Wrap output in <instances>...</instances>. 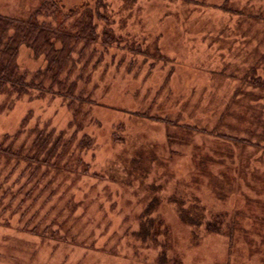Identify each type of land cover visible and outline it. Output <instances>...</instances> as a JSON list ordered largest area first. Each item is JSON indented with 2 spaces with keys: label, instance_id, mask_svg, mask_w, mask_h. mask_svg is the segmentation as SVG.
Instances as JSON below:
<instances>
[{
  "label": "rangeland",
  "instance_id": "374dc122",
  "mask_svg": "<svg viewBox=\"0 0 264 264\" xmlns=\"http://www.w3.org/2000/svg\"><path fill=\"white\" fill-rule=\"evenodd\" d=\"M60 1L72 6L89 5L91 0ZM107 1L112 38L119 39L114 42L117 48L104 54L94 47L91 52L92 47L87 49L82 42L69 41L61 55L71 56L58 75L64 82L61 85L52 82L45 55L21 44L16 61L28 90L22 94L0 90V264H264V253L253 251L249 243L248 237L253 234L243 230L205 232L200 227L191 232L167 203L152 212L167 226V235L162 238L154 228L159 222L152 221L147 212L154 202L153 195L130 179L125 164L132 156V147L123 146L114 138H128L129 131L139 135L138 142L145 138L162 141L164 124L96 107L87 114L80 88H75L71 96L65 94L71 81L82 86L90 70L94 82L99 81V94L106 86L110 97L124 93L127 82L120 79L124 75L138 93L151 89V95L166 70L158 63L145 75V65L140 66L145 58L136 46L139 40L149 50L158 52L162 47L169 55L167 64H173L175 80L171 86L167 79L169 85L164 90L170 89V97L177 102L180 95L185 96L193 112L188 121L200 124L203 117L207 119L205 109L203 113L197 111L207 100L201 93L209 89L201 88L207 83V78L203 79L206 74L222 67L249 73L253 70L251 63H261L258 60L264 56V0ZM39 3L41 0H0V12L25 13ZM67 12V7L58 13L49 10L44 19L51 20L52 27H67L79 17L75 13L65 21ZM56 44L61 46L58 41ZM126 48L132 49L128 52ZM130 54L137 56L135 63ZM101 56L97 67L91 69L93 60ZM159 71L161 76L153 82L152 76ZM195 72L200 78L185 81ZM257 72L264 75L260 68ZM144 105L147 101L139 100L129 108L134 111ZM252 106L251 132L235 138L260 140V145H264V105ZM113 124L120 127L116 129ZM114 131L121 135L113 136ZM197 136L195 142L203 140ZM87 137L91 141L84 146ZM108 139L114 142L109 143ZM9 147L13 154L2 150ZM160 149L164 155L163 147ZM19 152L21 155H16ZM185 159L186 156L180 157L177 166L183 175L191 170ZM162 172L158 166L153 169L150 177L156 184ZM170 185L171 182L166 193ZM207 185L199 183L192 189L202 203L213 210L231 203L229 188L214 187V181Z\"/></svg>",
  "mask_w": 264,
  "mask_h": 264
},
{
  "label": "trees",
  "instance_id": "16d2710c",
  "mask_svg": "<svg viewBox=\"0 0 264 264\" xmlns=\"http://www.w3.org/2000/svg\"><path fill=\"white\" fill-rule=\"evenodd\" d=\"M91 1L88 2L89 5L66 6L60 0H41L34 10L29 11L27 8L29 13H24L21 10L0 12V90L4 92L17 91L19 94L28 90V83L25 82L16 61V54L21 44L29 46L35 53L45 55L48 62L47 70L50 72L52 82L61 85H64V82L58 79V75L63 69L64 61L71 59V56L61 55L68 47L66 44L69 41L82 42L87 49L92 47L91 52L94 47L96 51H102L101 53L104 54L117 48L114 47V42L118 43L119 39L112 38L111 28L113 27L108 22L112 19L106 11L108 1L100 0L102 3H98L99 0ZM66 7L68 12L65 13V21L71 15L79 14V17L70 22L67 27H63L62 24L52 27L50 25L52 21L44 19L49 10L58 13L61 8L66 9ZM40 16L41 18H39ZM98 26L101 27L100 30H97ZM218 36L216 34L215 37ZM105 37L106 40H104ZM57 41L61 43L60 47L57 46ZM211 43L212 41H210ZM136 46L138 49H142V52H139L142 53L141 56L145 58V61H142L140 66L145 65L146 76L155 69L158 63L166 70L161 84L151 95V89L145 93L142 90V94L138 93L124 75L120 76V79L127 82L124 93L118 95L117 98L110 97L109 86H106L99 94L96 89L99 81L94 82L90 70L86 72V80L82 86L79 87L78 82L71 81L65 94L71 96L75 88H80L83 95L81 102L84 104L87 114L96 107L128 113V117L137 116L164 124L165 135L162 141L148 140L142 134L145 141L138 142L139 135L135 134V136L129 131H126L129 134L128 138L122 136L119 131L113 133V136L121 135L122 137V139L115 137L116 142H121L128 148L132 147V156L125 164L131 176L130 179L138 181L153 195L152 201L154 202L147 212L152 215V221L159 222L154 228L159 235H162V238L167 235V226H164L152 212L161 208V203H167L177 212L181 221L189 226L191 232H196L199 227L205 232L230 230L239 233L238 230H243L247 234H253L249 237L245 234L251 247L254 248L253 251L264 253V145H260V140H258L259 142H247L244 138H235L239 134L250 133L252 130L254 109L251 105L255 103L264 105V75L257 72L259 68L264 71V56L262 55L258 60L261 63L254 61L249 65L253 69L249 73H235L222 67L220 70H214L217 75L213 71H210L209 75L206 74L203 79L207 78V83L201 88L207 87L211 90L208 92V89L207 93L204 89L201 91L207 100L204 104H202L203 102L200 104L197 111L203 113L205 109L207 111L205 118L207 119L205 120L203 117L201 121H198L201 123L198 124L188 121L193 112H190L188 102L184 100L185 96L180 95L177 102L170 97V89L164 90L169 85L167 79L170 80L171 86L175 80L172 75L174 66L167 64L170 60L167 57L169 55L162 47L158 52L151 51L146 45L142 46V42L139 40ZM130 49L132 48H126L128 52ZM66 54L69 55L67 51ZM130 56L131 62L135 63L137 56L131 54ZM101 60L102 56L93 60L91 69H95ZM138 69L140 67L136 68V70ZM160 73L161 71L152 76L153 82L157 81ZM198 77L197 73L192 74L185 81H195V78ZM163 90L164 94L169 97L164 98ZM219 91L220 94H218ZM218 98H220L219 102H217ZM139 100L140 102L147 101V105L141 109L138 108L139 110L130 111L129 106L137 104ZM123 103L126 105H121ZM211 103L212 106H210ZM162 105H165L167 109H164ZM113 126L117 129L120 124H113ZM197 135H201L203 140L195 142L194 138ZM114 140L108 139L107 142L112 143ZM90 141L91 139L87 137L84 146H88ZM160 147H163L164 155ZM2 150H6L7 154L14 153L10 147ZM186 150L188 151L186 152ZM16 155L20 156L21 153H16ZM183 156L187 157L185 162L191 166L187 175L181 174L177 167L180 157ZM157 166L163 169V172L157 176L159 181L156 184L150 175ZM172 166L175 167V170L170 172L169 169ZM161 177H163L162 180ZM148 180H150L149 183H144ZM210 181H214V187L220 189L225 187L231 191V203L225 208L213 210L206 203H202L199 196L192 191L199 183L205 186V182L207 185ZM169 182H171L170 191L166 193L168 191L166 186ZM238 201L240 204H237ZM248 201L256 204H251ZM250 237L255 238L251 241Z\"/></svg>",
  "mask_w": 264,
  "mask_h": 264
}]
</instances>
